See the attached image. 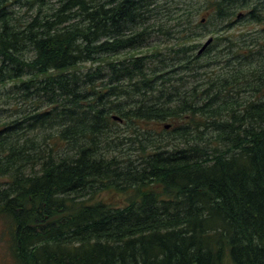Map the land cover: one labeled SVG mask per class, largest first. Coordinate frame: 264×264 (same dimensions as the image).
Wrapping results in <instances>:
<instances>
[{
	"label": "trees",
	"instance_id": "16d2710c",
	"mask_svg": "<svg viewBox=\"0 0 264 264\" xmlns=\"http://www.w3.org/2000/svg\"><path fill=\"white\" fill-rule=\"evenodd\" d=\"M0 219L10 264H264V0H0Z\"/></svg>",
	"mask_w": 264,
	"mask_h": 264
},
{
	"label": "rangeland",
	"instance_id": "374dc122",
	"mask_svg": "<svg viewBox=\"0 0 264 264\" xmlns=\"http://www.w3.org/2000/svg\"><path fill=\"white\" fill-rule=\"evenodd\" d=\"M200 19H201L200 17L196 18L195 22H199ZM236 26H240V25H236ZM208 29H209L208 32H205L204 35L197 37L196 40L194 38L193 41L202 45L208 40V38L210 37L212 38L214 35V33H212L214 28L212 26L211 27L209 26ZM163 39L164 37L161 34L153 33L149 42L150 44H156L158 42H161V40ZM88 67L89 65H86V68ZM10 262H11V256L9 251L8 228L6 226V222L0 219V264H10Z\"/></svg>",
	"mask_w": 264,
	"mask_h": 264
},
{
	"label": "water",
	"instance_id": "95a60500",
	"mask_svg": "<svg viewBox=\"0 0 264 264\" xmlns=\"http://www.w3.org/2000/svg\"><path fill=\"white\" fill-rule=\"evenodd\" d=\"M212 40V38H208V40L198 50V54H201L211 44ZM165 128H168V126H165Z\"/></svg>",
	"mask_w": 264,
	"mask_h": 264
}]
</instances>
